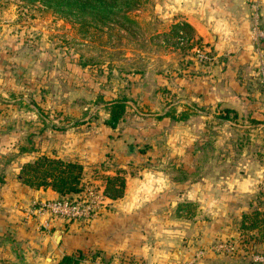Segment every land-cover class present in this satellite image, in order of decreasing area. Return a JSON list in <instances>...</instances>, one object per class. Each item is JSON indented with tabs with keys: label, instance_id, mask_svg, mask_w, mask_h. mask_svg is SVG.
Listing matches in <instances>:
<instances>
[{
	"label": "rangeland",
	"instance_id": "rangeland-1",
	"mask_svg": "<svg viewBox=\"0 0 264 264\" xmlns=\"http://www.w3.org/2000/svg\"><path fill=\"white\" fill-rule=\"evenodd\" d=\"M156 4L157 0H128L102 13L70 12L52 0H0V143L11 139L9 146L3 145L6 151L0 152V162L31 149L37 153L35 159L47 155L80 163L84 183L87 176H99L106 165L91 163L84 170L81 162L58 156V145L72 142V151L85 155L93 148L88 141L107 140L112 145L107 158L117 152L123 162L113 163H124L130 174L139 172L159 186L161 200L169 197L168 185L183 184L184 171L190 170L192 197L179 200L173 212L189 217L178 223L189 236L169 246L172 252L183 250L184 260L179 257L169 264H201L205 249L196 244L213 215L207 201L216 200L219 185L235 174L251 175L256 185V207L251 212L264 211V112L235 111L234 115L225 112L230 108L201 106L195 100L198 96L185 98L180 89L175 91V78L186 75L200 80L206 64L193 59L185 40L174 39L171 26H164L162 17L154 14ZM197 47L206 50L202 44ZM188 61L195 63L193 68ZM257 73L264 103V71ZM141 89L150 95L149 101L142 93L141 98ZM113 99H125L127 106L115 128H110L104 122L106 104ZM181 114L186 118L176 120ZM221 114L228 120L219 118ZM250 116L260 122H250ZM190 117L191 127L185 123ZM118 140L120 146L114 150ZM129 146L134 148L132 154ZM183 203H189L188 208L178 209ZM239 220L235 226L240 238L249 232L239 230ZM237 237L215 240L206 248L215 251L212 247L219 242H235ZM261 248L258 252L263 254ZM0 249V264H32L18 242H10L9 251ZM70 255L78 257L76 252ZM80 256L89 264L95 253ZM59 259L49 254L38 261L57 264ZM127 262L138 264L130 257ZM99 263L109 264V259L101 256Z\"/></svg>",
	"mask_w": 264,
	"mask_h": 264
},
{
	"label": "crops",
	"instance_id": "crops-1",
	"mask_svg": "<svg viewBox=\"0 0 264 264\" xmlns=\"http://www.w3.org/2000/svg\"><path fill=\"white\" fill-rule=\"evenodd\" d=\"M157 1L154 14L162 17L164 26L189 25L194 38L199 39L214 57L201 68L200 80L186 75L184 78L177 77L174 82H178V85H173L174 90L180 89L185 98L198 96L195 100H199L201 106L219 104L238 113L264 112L261 81L257 75L261 67L264 70V40L258 45L252 41V0ZM258 22L264 23V0H259ZM193 61H188L190 68L195 64ZM141 90L140 96L142 93L143 99L149 101L150 95ZM204 116L207 119V115ZM200 118L204 122L203 115ZM192 120L190 117L185 123L191 127ZM65 140L68 139L65 137ZM3 141L0 143V152L6 151L3 145L9 146L11 139ZM116 142L118 146L114 150L120 146V141ZM63 143L58 145L60 153L56 154L81 162L84 170L91 163L106 165L99 170V176H87L85 186L102 188V175L112 176L120 171L125 179L123 196L107 199L106 206L87 221L62 222L46 213L35 214V202L67 196H61L48 188L32 189L22 184L17 171L23 163L33 161L37 153L30 149L19 156L13 154L11 159L0 162V248L9 251L10 242H18L23 248V256H29L32 264H40L38 260L43 255L52 254L59 259L72 252L78 253V257L95 253L93 262L89 264H100L101 256L108 258L109 264H128L129 257L138 264H169L174 261L169 246L177 238L189 236L188 230L178 227V223L187 219L177 217L173 212L179 200L192 197L191 184L187 178V173L191 171H184L183 184L168 185L169 197L161 200L162 196L157 193L161 190L159 186L148 183L139 172L130 174L124 163L118 166L113 163L116 159L115 162H123L116 157L117 152L116 156L107 158L106 152L112 147L107 140H99L96 144L88 141L87 145L93 148L85 155L77 152V147L73 149L77 153L72 151L74 143ZM62 147L64 152L61 151ZM219 189L216 200L213 203L207 201L213 215L201 228L200 241L196 244L205 249L201 264H264V243L255 245L256 251L262 247L263 261L260 263L252 261L248 251L218 253L206 248L208 243L215 240L236 238L240 234L235 226L239 217L256 207V185L251 175L235 174L231 181L219 185ZM57 229L62 230L63 234L59 242L55 243L52 234ZM180 253V258L184 260V251ZM118 257L121 259L118 260ZM82 261L86 263L79 259V264Z\"/></svg>",
	"mask_w": 264,
	"mask_h": 264
},
{
	"label": "trees",
	"instance_id": "trees-1",
	"mask_svg": "<svg viewBox=\"0 0 264 264\" xmlns=\"http://www.w3.org/2000/svg\"><path fill=\"white\" fill-rule=\"evenodd\" d=\"M49 2V0H44ZM56 4H62L63 7L72 10L84 11V10H96L102 13H109L113 9L120 8L119 5L127 4L128 0H52ZM124 1V3H123ZM121 5V6H122ZM171 32L175 38L179 40H185V48L192 49L201 44L199 39H195L192 28L187 24H173L171 25ZM181 33V34H179ZM178 43V42H177ZM209 55H212L208 52ZM108 107V119L104 122L105 125L110 128H115L119 120L122 118L126 111L125 99H113L106 104ZM225 112H231L235 115L234 110L226 109ZM174 113H165L164 116L173 118ZM176 118V117H174ZM186 118L185 114H181L176 120H183ZM222 120H228L227 115H219ZM249 121L255 124L260 122L259 119L250 116ZM82 165L78 162L71 160H64L59 157L42 155L37 157L31 162H25L19 168L18 179L19 181L32 188V189H50L61 196H73L80 193L84 188ZM103 185L101 188L102 194L108 199H118L123 196L125 179L120 171L115 175H105L102 177ZM189 203L179 204L178 209L188 208ZM176 212L177 209L175 210ZM264 211L257 210L250 211L249 213H243L239 220V230L244 232L247 230L249 233L254 234H242L241 238L245 241H252L253 244L264 243ZM260 215V217H259ZM179 217L189 218L187 215H180ZM79 257L74 255L62 256L57 264H79Z\"/></svg>",
	"mask_w": 264,
	"mask_h": 264
},
{
	"label": "built area",
	"instance_id": "built-area-1",
	"mask_svg": "<svg viewBox=\"0 0 264 264\" xmlns=\"http://www.w3.org/2000/svg\"><path fill=\"white\" fill-rule=\"evenodd\" d=\"M252 9V41L255 45L264 40V23L258 22L259 0H252L250 3ZM181 34V33H179ZM194 60L200 63L211 62L214 57L208 54V51L193 47ZM263 70V67H261ZM107 199L98 188L93 185L84 186L83 190L70 197L59 199H50L37 201L33 206V213H46L49 217L56 218L62 222H80L87 221L101 208L106 206ZM215 251L221 253H235L238 250L248 251L250 259L256 263L263 261V255L255 250V244L252 241H245L239 238L235 242L221 241L212 247Z\"/></svg>",
	"mask_w": 264,
	"mask_h": 264
},
{
	"label": "water",
	"instance_id": "water-1",
	"mask_svg": "<svg viewBox=\"0 0 264 264\" xmlns=\"http://www.w3.org/2000/svg\"><path fill=\"white\" fill-rule=\"evenodd\" d=\"M133 150H134L133 146H129L128 147V152L129 153L132 154ZM62 234H63L62 230H60V229L54 230V232L52 234L53 241L55 243H58ZM179 257H180V251L178 249H174L172 254H171V259L172 260H177V259H179Z\"/></svg>",
	"mask_w": 264,
	"mask_h": 264
}]
</instances>
